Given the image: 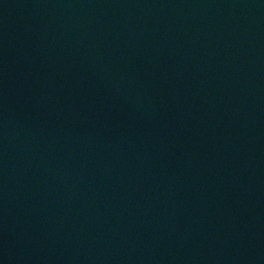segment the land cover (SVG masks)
Segmentation results:
<instances>
[{"label":"water","instance_id":"obj_1","mask_svg":"<svg viewBox=\"0 0 264 264\" xmlns=\"http://www.w3.org/2000/svg\"><path fill=\"white\" fill-rule=\"evenodd\" d=\"M0 264H264V0H0Z\"/></svg>","mask_w":264,"mask_h":264}]
</instances>
